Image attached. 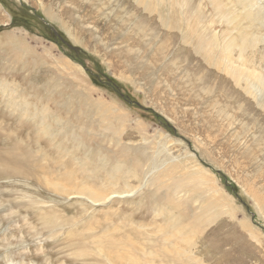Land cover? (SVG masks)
I'll list each match as a JSON object with an SVG mask.
<instances>
[{
  "label": "rangeland",
  "instance_id": "obj_1",
  "mask_svg": "<svg viewBox=\"0 0 264 264\" xmlns=\"http://www.w3.org/2000/svg\"><path fill=\"white\" fill-rule=\"evenodd\" d=\"M248 14L0 0V264H264V40L240 50L264 26Z\"/></svg>",
  "mask_w": 264,
  "mask_h": 264
},
{
  "label": "bare ground",
  "instance_id": "obj_2",
  "mask_svg": "<svg viewBox=\"0 0 264 264\" xmlns=\"http://www.w3.org/2000/svg\"><path fill=\"white\" fill-rule=\"evenodd\" d=\"M261 0H246V5L248 6L249 10H250V14L254 15L256 19L260 20V23L264 26V21L262 20V17L264 18V5L261 3ZM242 6V5H241ZM247 12V11H246ZM248 14V15H250ZM251 18V17H250ZM252 19V18H251ZM255 20V19H254ZM257 20V21H258ZM241 40V39H240ZM264 40V36H255L252 37L251 40H247L245 39L244 41H242L241 44V48L240 50L244 49L245 47H250L253 43L257 42V41H261ZM233 43V42H232ZM234 44V43H233ZM224 50L226 52H231L233 50V48L231 47L230 43L228 45H225ZM258 78V77H257ZM259 81V79H257ZM112 190V189H111ZM114 192V191H113ZM119 192V191H117ZM122 192V191H121ZM117 194V193H116ZM119 194V193H118ZM111 195V194H110ZM114 196V195H113ZM121 197V196H120ZM108 196L107 194H105L104 196H100L97 195L94 198V201H104L105 199L107 200ZM111 199V198H110Z\"/></svg>",
  "mask_w": 264,
  "mask_h": 264
},
{
  "label": "trees",
  "instance_id": "obj_3",
  "mask_svg": "<svg viewBox=\"0 0 264 264\" xmlns=\"http://www.w3.org/2000/svg\"><path fill=\"white\" fill-rule=\"evenodd\" d=\"M109 81V80H108ZM112 83V82H111ZM113 84V83H112ZM112 86H114V87H117V85H112Z\"/></svg>",
  "mask_w": 264,
  "mask_h": 264
}]
</instances>
